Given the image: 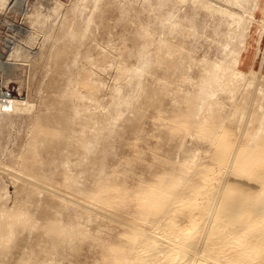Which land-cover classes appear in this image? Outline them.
I'll use <instances>...</instances> for the list:
<instances>
[{
	"label": "bare ground",
	"instance_id": "bare-ground-1",
	"mask_svg": "<svg viewBox=\"0 0 264 264\" xmlns=\"http://www.w3.org/2000/svg\"><path fill=\"white\" fill-rule=\"evenodd\" d=\"M10 1L11 0H0V7H6ZM187 1L188 0H182V2L186 3ZM15 2L19 4L23 3V0H15ZM95 2L96 5L99 6V4L102 3V0H96ZM204 2H206V0H204ZM157 3L158 6H156V8L158 9H161L164 5L167 6L163 15L161 16L162 25L169 24V26L165 25V27L167 28L168 26L169 29L173 26L178 27L181 22L183 24L184 22L182 20L186 22L188 21L189 25L191 24L195 27V29L193 27V32L196 30L197 26H200V30L195 32L196 37L198 34L199 36L201 34L203 35L202 29H204V24H210L207 21H210V19L207 18L209 16L213 18L214 16V14L205 12L206 14L202 16L203 18L200 17L202 19L201 23V20H198V14H201L197 11L199 6L198 4L194 3L191 5V7H195L190 8L194 12H192L193 15L189 16L187 14L181 15L179 13L180 9L177 0H159ZM210 4H213V0L210 1ZM42 5L43 4H41L38 9L36 7L32 13H29L26 16L29 24L31 23L32 25L31 28L35 30L37 29L36 27H42L47 22V18L40 12V10H43ZM227 5L231 7L233 11L226 16H222V19H220L219 22H226V25H229V27L227 26L228 28H225L224 25L225 30L223 31V24H220L217 21L220 25L217 23L219 26H216L215 29L216 33L222 31L217 33L223 39L221 41L218 40V42H221L219 43V56L217 55L218 58L216 59H211L208 55H206V53L203 54V58L200 57L201 59L197 60L196 56H194L195 54L192 55L194 58L191 61H194L195 64L197 63V65L201 64L202 69L200 68L201 71L199 72L197 78L189 75L187 76V74H185L183 77L181 76L182 79L184 78L183 81L189 83V88L186 89L185 96H182L179 99L180 102L183 100L185 104H182L181 102L180 106L172 111L173 115H171L172 117L170 116L171 119L169 120L171 121V124L163 125L165 132H168L167 143L171 147V150L165 152L164 154L158 153V155L154 156L156 162L153 163H156V165L151 163L149 167H146L144 170L136 171L133 169H127L126 167L124 168L125 165H122V161L124 162V160L122 159L120 160L121 163H118L119 165L121 164L120 166L118 165L115 168L112 167L113 170L111 172H107V170L110 169H107V157L111 148L109 149L106 147L107 145L105 144V141H103L104 136L102 137L101 134H103L102 132H105V130H107L106 132H109L110 135H112L111 133H116L115 131L117 127L116 125L118 123L117 121L123 119V117L121 119H119V117L125 115V111L131 107V103L133 102L132 98L130 99L132 95H130V92L129 95L127 93L128 96L124 99L121 98L120 100H117L115 99L116 97L114 98L117 100V102L115 101L113 106L114 116L111 113V121L113 124L115 122L116 125H113L110 122V124L105 126V130L101 132L97 130L99 129L98 126V128L91 127L90 129V125H88L89 130L96 129L101 137L97 135L98 133L96 132L97 134L94 133L96 136L92 133L95 137L92 135L93 137L91 136L90 138L86 139L84 137L85 135L83 136V133L85 134V132H87V130L84 129L88 128V122L85 123L87 128H84L83 126V123L86 120L82 122L81 126H83V129L81 130V137L79 138L78 142L76 141L78 144V151L76 150L75 152L74 150L73 152V155L75 154L73 156L74 159L77 157L75 161H72L69 158L68 153H71V151L64 152L66 150H63L64 145L66 146L67 139L65 131L56 125L55 128L54 126H51L54 124V122L51 124V118L49 116H36V127L34 126L35 132L33 131V133H35V138H33L45 148L38 149V152L40 151L39 156L43 150L49 149L50 154L49 152L47 153L45 151L41 155L46 153V158H49V160L45 163H50L48 165H52V167H58L56 170L58 169V174L60 175H58L56 172L53 174L58 175L61 184V188L56 185L58 187L57 189L60 190L59 193L61 199L59 198V203L55 204L52 201L57 192L55 195L48 194L45 198L46 209L41 215L47 219L49 223L47 230L54 235L48 237V244H46L47 247L43 251L49 253L52 252L54 254L60 251V254H62L63 257L65 256L64 262L70 261L69 264H264V75L257 74L256 76L250 77L248 73L242 71L239 68L243 52L246 51L248 47L247 37L250 28V22L251 20H257L254 14L257 6V0H227ZM62 9L63 4L56 0V5L52 9L53 14L56 15L60 13ZM245 14L249 19H246ZM203 19L206 20L207 23H203ZM229 22L231 24H228ZM202 26L203 28L201 29ZM213 26L211 28L209 25L211 30L213 29ZM221 26L222 29L219 30V27L221 28ZM16 28H18L19 32L21 33H29L24 42H19V45H30V41L33 42L32 39H34L33 36L35 34H32L34 30L32 29L33 31H30V28L27 26ZM208 29H206V32ZM211 30H209L210 33L214 31V29L212 31ZM15 32H17V30ZM67 32V42L80 43L78 41L81 39L77 40L78 34L73 29H69ZM200 32L202 33L200 34ZM163 33L164 32L162 29V34ZM217 34L214 35L216 36ZM202 35L200 37H202ZM143 37L145 38L147 48H149H146L145 50L140 49L138 53L139 58H137L140 59V63L138 62V67L135 66V69L127 68L129 71L131 70L130 72H132V74L134 73L136 75L137 73L140 74L144 72L147 69L146 67H150L153 60L162 59V51H168L169 54V52L171 53L170 50L173 51L174 47H176L174 44H170L169 41V43H167L166 39V41H164V38L157 41V37L155 39L153 33L150 34L148 31L143 33ZM53 43L55 44V42ZM15 44L17 45V43ZM16 45L15 51L10 53V55L8 54L9 56H4L3 53H0V70L6 74L12 73V70L18 64L16 61L19 57L21 59L30 58L31 47L26 46L27 48L25 47V51L24 47H17ZM70 45L73 46V44ZM153 45H157V49L155 48L156 50L151 49V46ZM178 46L179 45H177L175 48V52L177 51L178 53L182 54L184 48ZM70 47H67V54L72 51L75 55V62L78 59L79 52H82V50L80 49L81 51H79V49H76V47L73 46L71 47L72 50L70 51L68 50V48L71 49ZM13 48L14 45L11 49ZM27 49L29 51H27ZM59 50L57 51L58 54L55 57L57 60V67H61V65L66 64L67 68L71 69V63H67L63 55L64 53H61L65 50L61 52ZM118 50L121 51V49ZM192 50H195V47L193 48L192 46V49H189V52H185L187 54L190 53L191 55L195 52L193 51L192 53ZM186 53L183 54L187 56ZM102 55L104 61V54ZM52 56L55 55L53 54ZM192 56L190 58H192ZM98 58L100 59L101 57L99 56ZM98 58L97 60H99ZM174 59H176V56ZM100 60L99 62H101ZM74 62L73 64L75 65ZM84 71L85 69L83 70V74L85 76L83 75L82 77V82L84 83L83 85L91 88L94 87L96 80L92 79L93 76L92 78L90 77L92 73H90L88 70H86L85 73ZM148 72H150V70ZM122 73L124 74V72ZM50 82H52V80ZM53 83H55V81ZM187 83L185 84L188 85ZM134 84V90H136V87L144 85L141 84V79L137 80V83ZM54 85L52 84L50 86ZM168 85L170 84L168 83ZM168 85L166 86L168 87ZM242 86H245V88H243L241 92V101L245 100L251 95V92L245 93V90L247 89L254 90L255 93L261 95L262 97L258 103V111H261V113L254 114L255 117H244L238 122V124H240L243 121H248L249 127L246 129H243L242 125L235 127L237 122L232 124L231 121L233 118L231 114L234 112V115H238L241 112L239 110L244 108V106H241V103L237 102V97L241 90L239 88ZM141 88L139 89L141 90ZM133 89L128 88V91H133ZM147 91L148 90H144L145 96L146 93H148ZM13 92L15 93L16 91ZM70 92H72V90ZM76 93H78V90ZM123 94L121 93V95ZM139 95L140 93L138 96ZM78 96H80V94ZM114 96H117L116 92ZM226 102H228V105H226ZM181 105L184 106L182 107ZM30 108H32L30 101L20 99L17 93H8L4 89L0 88V124L4 123V126L9 125L10 127L14 117L20 116L21 113L29 112ZM78 109L80 110V107ZM78 109L74 110V115L72 114L71 116L69 115L70 117L68 116L67 119L71 121L70 123H74L76 117L80 115L81 111L83 110L82 109L81 111H78ZM135 110L138 113L137 109ZM37 111L39 112V110ZM28 114L31 115L30 113ZM166 115L163 112L162 116L165 117ZM52 116L55 117L56 115ZM27 118H29V116L26 117V119ZM107 119L108 122L105 120V123H109V117ZM90 120L92 119L90 118ZM123 121H125V119H123ZM164 121L167 122L168 119H165ZM255 121L258 124V129L254 130ZM166 122L164 123L166 124ZM78 125V128L81 129L80 123ZM83 130L85 132H83ZM109 133H107L108 136H110ZM195 133L199 135V138L205 146L193 148L191 155L184 159L181 156L180 148L184 146L185 138L188 135L194 136ZM79 134L80 132L78 135H76L79 137ZM89 134L90 132L88 135ZM104 134L106 135V133ZM38 142H34L35 144L32 145L33 147L31 146L32 149L34 148L33 151H31V149L29 150L30 147L28 148L31 153H34V151L40 146ZM110 147L114 149L111 144ZM71 148H73V146ZM29 151L25 153H30ZM111 151L114 152V150ZM10 152L9 154L11 155ZM38 152L36 151V157H38ZM189 152L190 149L188 150V153ZM2 154L4 156V151ZM14 154L12 152L13 157L10 159L14 158ZM30 154H28V156ZM47 154H49V157H47ZM62 154L63 157L61 158L60 155ZM15 156L17 157V155ZM32 156H34V154ZM23 157L24 156L20 158ZM39 158L35 159L38 160L36 163L35 161L33 162L36 165L37 163L40 164L38 167L42 173L44 170L42 167L46 168L47 164L42 166L41 163L44 161V158H42V161L41 158ZM46 158L45 160H47ZM24 159L25 158L22 160ZM25 161L23 162L25 163ZM28 161L29 159H27V162ZM23 162L21 161V167L16 168L17 166H13L15 170H18V172H14L16 181L20 179L22 180V182H18H21L19 185H21L22 188H19L22 190V194H24V196L21 195L19 197L21 194L20 192V194L16 196H18V199H21L22 197V200H25L24 202H28L30 198H32L30 193L33 195L38 191L43 192V190L40 188L49 191L47 188L48 185L51 187L54 185L52 184L53 182H49L53 177L50 178L51 176H49L48 173L53 170L55 171V168L50 170V172L47 171L48 173L43 171L42 176H40L41 173H38L40 174L39 176L38 174L36 175L35 173L37 171L35 170L36 172L34 173L33 177L36 175L37 180H33V178H30V169L34 168L35 166L30 168V164V166H28V163L24 164ZM111 162L113 161H110L109 163ZM3 163L2 165L0 164V169H4L6 166H9L7 162L6 166H3ZM34 163L31 164L34 165ZM126 163L127 161L125 164ZM38 167L34 169L38 170ZM13 168L11 169L13 170ZM41 168L43 170H41ZM46 169L49 170L51 168L49 167ZM16 181L13 180V183ZM17 185L18 184H16V186ZM19 188L16 190L20 191ZM4 190L6 193V189ZM14 198L16 199V197ZM18 199H13L15 202L12 206L6 207L5 205L4 207L1 206L0 208V251L2 252V248L5 249H3L4 251H6V249L10 247L11 243L16 242V247L14 246L13 248H19V253L17 255L13 254L11 256L9 254L10 257L7 256V258H11L10 260L12 261L14 259L16 264H32L34 261L32 260L30 262V256L35 253V251L32 250L34 252H32V255H30V241L32 239L29 241L30 237H28V235L23 238V231L21 229L28 228L30 226L33 227L32 222L34 220V213L30 212L31 209L29 206L32 205L30 202L29 203L31 205L24 207L21 205L23 201L21 200L20 203ZM43 205L45 206V204ZM36 224L37 223H35V225ZM44 236H42L44 238L43 241H41L42 244L46 242V236ZM42 237H40L39 240H42ZM84 244H86L89 255L84 259L82 257L83 253H81L77 259L75 246H78V249L80 245L83 246ZM22 249L24 250L23 252ZM7 258L3 257V260L5 259L4 261H7ZM3 260L1 258L0 262ZM45 260L48 262V260L44 258V261ZM51 262L52 261H49L47 264H51ZM39 263L40 261H37L34 264Z\"/></svg>",
	"mask_w": 264,
	"mask_h": 264
},
{
	"label": "rangeland",
	"instance_id": "rangeland-1",
	"mask_svg": "<svg viewBox=\"0 0 264 264\" xmlns=\"http://www.w3.org/2000/svg\"><path fill=\"white\" fill-rule=\"evenodd\" d=\"M58 1H60L63 4V9L60 11V13H58L56 15L53 14V12H52L53 7L56 5V0H32L31 1V2H35V3L33 4L32 10L29 13H32L36 7L38 9L40 7V5L43 4L42 5L43 10H40V12L47 18L46 19L47 22L42 27H39V28L36 27L37 28L36 30L31 28L32 25H31V23L29 24V22H28L27 25L30 26V29L34 30V31L32 30L33 31L32 34H35L33 36L34 39H32L33 42L30 41V45H26L28 47H31L30 48V58H28V59L22 58L21 59L19 57L17 60L18 62L16 61V63H18V64L12 70V73L6 74L0 70V88L4 89L8 93L9 92L13 93V94L17 93V95L20 97V99L30 101V104L32 106V108H30L31 112L29 111V112L21 113L20 114L21 117L20 116H16L17 118L14 117L13 118L14 121L12 119V125L10 127H9V125L4 126L3 125L4 123L0 124V128H1L0 129V155H1L0 156V159H1L0 164L2 165V163L5 162V163H3V166L4 165L6 166L7 164L9 165V166H6V168H4V169H0L1 170L0 171V174H1V176H0V208H1V206L4 207L5 205H6V207L12 206L15 202L14 200L18 199L17 198L18 196H16V195H19L20 192H21V194L19 195V197L21 195L24 196V194H22V190H20V188H22V186L19 185V183H21L22 180L21 179L18 180L21 182L16 181V176H15L14 172L16 173V172H18V170H15V168H13V166H15V167L17 166L16 168L21 167V165H20L21 161L23 162L26 160L25 163H28V166L31 165L30 168L33 166H35L34 168H36L40 164L37 163V165H36L35 163L38 160H35V159L39 158L40 156H41L40 157L41 161L43 160L42 158H44V161H42V163H41L42 166L44 164L45 165L50 164V163H45L46 161L49 160V158H46V153L41 155L45 151L47 153L49 152V154H50L49 149L43 150L39 156L40 151L38 152V149H45V148L38 141L34 140L35 133H33V131L35 130V127H36L35 123H36L37 117L40 115H46L47 117L49 116L51 118V124H53V122H54V124L51 126H54V128H55V125H56L58 127H61L60 129H63L65 131V135L67 137V139H66V146L67 147L64 145L63 150H66L64 152H70L71 151V153H68L69 158H70V160L75 161V159H77V157H75V159H74L73 156L75 154L73 155V152H74V150L76 152V150L78 149V144L76 143V141L78 142L79 138L81 137V133H82L81 130L83 129V126H84V128L86 127L85 123H87V122L89 123V124L87 123V127H88V125H90V129H91V127L92 128H94V127L98 128L99 127V129H97L99 132L105 130V126H107V124H110V122L112 123L111 113L114 116V107L113 106H114L115 101L117 102V100H120L121 98H123V99L126 98L130 92V95L132 94L130 99L132 98V100H133V102L131 103V107L125 111L126 116L122 115L121 117H119V119H121L123 117V119H125V121H123V119H121L120 121H117L118 123L116 122L117 125L115 124V122H114V124L112 123L113 125L117 126L116 131H115L116 133H114V134L111 133L112 135H110L109 132H106L107 130H105V132L104 131L102 132L103 134L106 133V135L105 134L103 135L100 133L102 135V137L104 136L103 141H105V144L107 145L106 147H108L109 149L111 148V150H114V152L111 150H109L110 152L108 151L109 154L107 157V161H108L107 169H109V168L110 169L107 170V172L108 171L111 172L113 170V168L118 166L119 165L118 163H121L120 160H122V159L124 160V162L122 161V163H123L122 165L123 166L125 165L124 168L126 167L127 169L142 171L146 167H149V165L151 163L156 162L154 156L158 155V153L164 154L165 152L171 150V147L167 143L168 132H165L163 125L171 124V121H169V120L171 119L170 116L173 115L172 111H174V109L178 108V106H180L181 102H182V104L184 103L183 100L180 102L179 99L182 96L183 97L185 96L186 89L189 88V83L183 81L184 78L182 79V77L185 74H187V76L189 75V76H192L194 78L198 77L199 72L201 71L200 68L202 65L201 64L197 65V63L195 64L194 61H191L194 58V56H196L197 60H199V59L203 58V54L207 53L206 55H208L211 59L212 58L213 59L218 58L219 53H220V50H219L220 44L219 43H221L220 41L223 39L219 34H217V33H220L222 31L216 33L215 29H216V26L218 27L220 24H223L222 25L223 28H224V25H225V28L227 26L229 27V25H226V22L222 23L221 21L219 22V20L222 19V16H226V15L230 14V12L233 11V9L227 5V0H213L212 5L210 4V1H212V0H206V2H204V0H188L187 3L182 2V0H177L178 4H179L178 6L180 9L179 13L181 15H184V14H187L189 16L193 15L192 12H194V11H192L190 8L195 7V6L191 7V5L194 3L198 4L199 6H198L197 11H198V13H201V14H198V16H199L198 20L199 21L201 20V23H202L201 18H203L202 16L204 14H206V13L214 14L213 18H211V16H209L207 18V19H210L211 22L209 20H207L208 23H210V24H207V25L204 24V29H202L203 26L201 27V29L203 30L202 31L203 35L201 34L202 32H200V34L202 35V37H200L201 35L199 36V34H198L199 32L197 33L198 36L196 37L195 32L200 30V28H199L200 26H197L196 30L193 32L195 27H194V25L193 26L191 24L189 25L188 21L186 22V21L182 20L184 22L183 24L181 22V24L178 27L173 26L172 28H169V29H168L169 24H165V25H168L167 28L165 27V25H162L161 16L163 15L164 10L167 8V6L164 5V6H162L161 9L156 8V6H158L157 4L159 3V2L157 3V1H159V0H107V1L102 0V3H100L101 5L99 4L100 7L98 5H96V2H95L96 0H84V1L81 0L83 2H81L80 0H58ZM187 4H189V5H187ZM95 8H97V9H95ZM4 9H5L4 7H0V12H4ZM176 12H177V10H176ZM254 14H255V17L257 18V20L256 21L251 20V22H250V25H249L250 28H249L248 37H247L248 47H247V50L243 52L241 63L239 65V68L242 71L248 73L250 77L256 76L257 74L258 75H264V73H262V71L264 69V31H263L264 23H262V22H264L263 21L264 20V0H257V6H256ZM245 17H246V19H249L247 15ZM88 21H90V22H88ZM207 21L204 20L203 23H205V22L207 23ZM213 22H215V23H213ZM217 23L219 25H217ZM63 24H64V26H63ZM214 24H216V25H214ZM228 24H231V23L229 22ZM184 25H185V27H184ZM209 25L211 28L213 25L215 26V28L213 26L214 31H212L213 29L212 30L210 29ZM163 26L166 29H164ZM222 26H221V28L219 27V30L222 29ZM193 27H194V29H193ZM14 28H16V27H14ZM205 28L206 29L209 28L207 30V32H206ZM225 28L222 30L224 31ZM69 29H73L78 34L77 40L81 39L82 42H81V40L78 41L80 43L76 42L77 44L67 42L66 41V38L68 39V35H67L68 32L67 31H69ZM162 29L164 32L163 34H162ZM13 30H14V36L16 38H15V41L13 42L12 45H11V43H6V41H2L0 39V53L1 54L3 53L4 56H9L10 53L15 51V48H16L15 43H17V45H16L17 47L21 46V47H24V49L26 47L25 45H19V42H24L26 37H28L29 33H23V32L21 33V32H19L18 28L13 29ZM16 30H17V32H15ZM158 30H159V32H158ZM160 30H161V32H160ZM209 30H211L212 32H215V33H212V32L210 33ZM145 31H148L150 34L153 33V35L155 36L154 38L156 39V37H157V41L162 40L164 38L163 40L164 41L167 40V43L170 42V44H172V45L174 44L176 47H177V45L183 47L184 48L183 53H186L187 51L189 52V49L191 50L192 46H193V48L195 47V50H192V53H193V51H195V52L191 55H190V53H188V54L186 53L187 56H185V54H183V53L181 54V53H178L177 51L175 52L176 47H174L173 51L170 50L171 53L169 52V54H168V51H166L167 50L166 49L165 50L166 52L162 51V59L153 60L150 67H146L148 70L146 69L144 72H142L140 74L137 73V75L134 73L132 74V72H130L131 70L129 71L128 69H133L135 66L138 67V65L140 63L139 62L140 59H137V58H139L138 53H139L140 49L145 50L147 48L145 38L143 37V33ZM186 31H187V33H186ZM170 32H173V33H170ZM211 34H212V37H211ZM214 34H217L216 36H219V37H216ZM161 35H163V36H161ZM60 36H62L63 38ZM189 36H191V37H189ZM58 37H59V39H58ZM198 37H200V38H198ZM218 40H220V41L218 42ZM56 41H58V42H56ZM53 42H55V44ZM56 43H57V45H56ZM208 43H210V44H208ZM70 44H73V46L76 47V49H79V51L82 50V52H79L78 59L75 62H74L75 55L71 51L72 50L71 47H73V46ZM13 45H14V48L11 49L13 47ZM199 45H200V47H199ZM67 47L71 48V49L68 48V50L71 51V52L68 51V52H70L68 54H67ZM123 47H125V48H123ZM156 47H157V45H153V46H151V49H155ZM10 49H11V51H10ZM118 49H121V51ZM186 49H188V50H186ZM58 50L60 52L63 50L66 51V52L63 51L61 53H64L63 55L65 58V61L69 64L71 63L70 64L72 67L71 69L67 68L66 64L61 65V67H57V65H56L57 60L55 57L58 54V52H57ZM83 50H84V52H83ZM25 51H26V49H25ZM27 51H29V50L27 49ZM152 51H154V50H152ZM53 54L55 56H52ZM102 54H104V57H105L104 61H103L104 58H102L103 57ZM188 55H189V57H188ZM192 55H194V56H192ZM99 56L101 57L100 58L101 60L98 58ZM175 56H176V59H174ZM191 56H192V58H190ZM172 57H174V58H172ZM90 58H92V59H90ZM97 58L101 62H99V60H97ZM88 59H90V60H88ZM95 59H96V62H95ZM169 60H171V61H169ZM183 60H184V63H183ZM73 62L75 63V65L73 64ZM97 62H99V63H97ZM91 64H94V65H91ZM180 64H182L183 66ZM124 66H126V67H124ZM87 67H88V69H87ZM58 68H60V69H58ZM122 68H123V70H122ZM125 68H126V70H125ZM154 68H155V70H154ZM75 69H76V71H75ZM80 69H82V70H80ZM84 69H85L84 73L86 72V70H88L90 73H92V75L89 73L91 75L90 77L92 78V76H93L92 79L96 80L95 86L92 88L83 85L84 83L82 82L83 81L82 77L84 75L83 74ZM69 70L70 71L72 70V71L70 72ZM149 70H150V72H148ZM154 71H156V72H154ZM122 72H124V74ZM120 74H123V75H120ZM127 74H128V76H127ZM134 75H135V77H134ZM165 77L167 78V81H166ZM77 79H79V80H77ZM139 79H141V84H144V85H140V87H136L135 88L136 90H134L133 88L135 86H133V85H135L134 83H137V80H139ZM180 79H181V81H180ZM51 80H52V82H50ZM53 80L55 81V83H53L54 82ZM73 80H75V81H73ZM168 83L170 85H168ZM185 83H187L188 85H186ZM52 84L53 85L56 84V85L50 86ZM146 85H149V86H146ZM166 85H168V87ZM70 87L71 88L73 87V88L71 89ZM74 87H75V90H74ZM120 88H121V90H120ZM128 88L133 89V91L132 90L128 91ZM139 88H141V90ZM179 88H181V89H179ZM243 88H245V86H242L239 88L241 90H240V93L237 97V102L241 103L242 104L241 106H244V108L239 110L241 112L238 115H236V114L234 115V112H233L231 114L233 117L231 121H232V124L237 122V125H235V127L238 125H242V128L246 129L249 127L248 121H243L240 124H238V122L241 121L244 117H248V118L255 117L254 114H260L261 113V111H258V103L262 99V97H261V95L255 93L254 90L247 89V90H245V93L251 92V95L249 97H247L245 100L241 101L240 96L242 95L241 92H242ZM122 89H123V91H122ZM71 90H72V92H70ZM77 90H78V93H76ZM144 90H148L147 91L148 93H146V96L144 94ZM13 91H16V92L14 93ZM119 91H120V93H119ZM115 92H116L117 96H114ZM142 92H143V94H142ZM62 93H63L64 97L62 96ZM73 93H75V94H73ZM121 93L122 94L124 93V94L121 95ZM127 93H128V95H127ZM139 93H140V95L138 96ZM53 94L56 96H54ZM66 94H67V96H66ZM68 94L71 96H69ZM79 94H80V96H78ZM118 95H121V96H118ZM142 95H144V96H142ZM55 98H56V100H55ZM114 98L117 100H115ZM137 101H138V103H137ZM78 104H80V105H78ZM83 104H84V106H83ZM226 105H228V102H226ZM132 106H133V108H132ZM181 106L183 107L184 105H181ZM57 107H59V108H57ZM79 107H80V110L78 109ZM135 107H137V108H135ZM75 109H78V111H81L82 109L83 110L81 111V114L76 117L75 122L70 123L71 121H69L67 118L69 115L71 116L73 113H75L74 112ZM135 109H137L138 113L136 112ZM159 109H160V111H159ZM37 110H39V112ZM48 110H50V111H48ZM111 111H113V112H111ZM131 111L132 112L134 111L135 113L134 112L132 113ZM163 112L165 115L167 114L166 115L167 117L162 116ZM28 113H30L31 115H29ZM36 113H38V114H36ZM62 114H64V115H62ZM132 114L133 115L135 114V115L133 116ZM52 115H56V116L53 117ZM28 116H29V118L26 119V117H28ZM108 117H109L110 121H109V123H105V120H106V122H108V119H107ZM90 118L92 120H90ZM17 119H18V121H17ZM78 119H79V122H78ZM165 119H168V121L167 122L164 121ZM22 120H23V122H22ZM84 120H86V121L84 122ZM89 120H90V122H89ZM13 122H15V123H13ZM82 122H84L83 126H81ZM99 122H101V123H99ZM103 122L105 123V125ZM133 122H134V124H133ZM164 122H166V124ZM77 123L78 124L80 123L81 129L78 128L79 125ZM98 123L100 124V126ZM126 124H128V125H126ZM93 125H96V126H93ZM101 125H102V127H101ZM134 125H135V127H134ZM3 126H4V128H3ZM122 126H123V128H122ZM130 126H133V127H130ZM132 128H133L134 132H133ZM135 128H136V131H135ZM4 129H5V131H4ZM255 129H258V124L256 123V121L254 123V130ZM84 130H87V132H85ZM84 130H83V132H85V134L83 133V136L85 135L84 137L86 139L90 138L94 133L95 134L98 133L97 135H99V132L96 129H93L94 130L93 131V130H89V127H88L87 129H84ZM123 130H125V131H123ZM29 132H31V133H29ZM79 132H80V134H79L80 136L78 137L77 135ZM89 132H90V134L88 135ZM107 133H109L110 136H108ZM101 135H99V136L101 137ZM69 137H72L74 139L69 138ZM16 139H18V140H16ZM69 139H72V140H69ZM34 142H38L40 146L37 149L35 148L36 150L34 151V153L32 152L34 154V156H32L33 154L29 150L30 149H31V151L34 150V148L32 149V147H33L32 145L35 144ZM70 142H71V144H70ZM114 142H115V144H114ZM184 142H185L184 146L182 148H180L181 156L184 159L191 155L193 148H200V147L205 146L203 144V142L201 141V139L199 138V135L197 133H195L194 136L188 135L185 138ZM110 144L114 147V149L112 147H110ZM68 145L70 146V148ZM72 146H73V148H71ZM28 148H29V150H28ZM68 149H69V151H68ZM189 149H190V152L188 153ZM5 150H7V151H5ZM3 151H4V156L2 154ZM27 151H29L32 155L30 153H25ZM36 151L38 152L37 153L38 157H36ZM9 152L11 153V155L9 154ZM12 152H13V154L15 152L14 158L10 159L11 157H13ZM26 154H27V156H26ZM28 154H30V155L28 156ZM49 154H47V157H49ZM15 155H17V157ZM22 156H24L23 157V158H25L24 160H22L23 158H20ZM60 157L62 158L63 154L60 155ZM26 158L29 159L28 162H27ZM45 158L47 160H45ZM30 159L32 162L30 161ZM16 160H17V162H16ZM33 161H35V163ZM110 161H113V162L109 163ZM126 161H127V163L125 164ZM6 162H7V164H6ZM31 163H34V165ZM14 164H16V165H14ZM153 164L156 165V163H153ZM47 165H46V168L50 167L51 169L47 170L46 168L41 166L44 169L43 170L41 168V170H43L45 172H47V171L50 172V170L55 168V171L53 170L50 173L47 172L49 174V176H51L50 178L53 177L52 180H50L49 182H53L52 184H54V185L51 184L52 187L48 185L47 188L49 189V191H47L46 189L40 188L43 190V192L38 191L37 193L39 195L37 193H36L37 195L36 194L32 195V193H30L32 198H30V200L28 202H24L25 200L23 201L22 197H21V199L20 198L18 199L20 201V203H21V200L24 202V203L23 202L21 203V205L24 207L29 206L31 204H32L31 205L32 207L35 206L34 208L29 206V208L32 210V211L30 210V212L34 213V217H33L34 220L32 219L33 220V222H32L33 227L30 226L28 228H22L21 229L23 231V232L21 231L23 233L22 237L24 238L25 236L28 235V237H30L29 241L32 239L30 241L31 242L30 243V252H31L30 255H32V252L35 251V253H33V255L30 256V258H31L30 262L32 260L34 261V262H32V264H34L37 261H40L39 264H44V263L47 264L49 261H52L51 264H69L70 261L64 262L65 256L63 257V255L60 254L61 253L60 251H58L59 253L57 252L56 254H54L52 252L49 253V252L43 251L47 247L46 244H48L47 243L48 237H51L54 235L47 230L49 223H48L47 219H45L41 215L44 212V210L46 209V203H45L46 202L45 201L46 195H48V194L55 195V193L57 192L56 193L57 196L55 195L53 197V200H52L55 204L59 203L60 199H61L60 193H59L60 190L57 189L58 188L57 186H59V188H61L60 187L61 184H60V180H59L60 178H58V175H60V174H58L59 173L58 169L56 170V168H58V167H55V166L52 167V165H50V166L49 165L47 166ZM71 167H72V165H71ZM11 168H13V170ZM34 168L30 169V174H31L30 178L31 179L33 178V180L36 179V177H37L36 175L38 173H41L39 167H38V170L34 169ZM6 171H8L9 174ZM38 171H40V172H38ZM43 171H42V173H43ZM55 172L58 175L53 174ZM34 173L36 175L33 177ZM42 173H41V175L38 174V176L39 175L42 176L43 175ZM6 174H8V175H6ZM57 178H58V180H57ZM10 179H12V180H10ZM13 180H15L16 182L13 183ZM16 184H18V185L16 186ZM14 185H15V187H14ZM30 186H33V185H30ZM17 188H19L20 191L16 190ZM4 189H6V191H7L6 193H5ZM13 196L16 197V199ZM39 198H40V200H39ZM32 200H34V201H32ZM43 204H45V206ZM35 223H37V224L35 225ZM36 229H37V231H36ZM41 231H42V233H41ZM41 235L46 236V237L44 236L46 242L43 244L41 241H43L44 238ZM37 237H38V240H37ZM40 237H42V240L41 239L39 240ZM15 244H16V242L11 243L10 247H8V249H6V251H4L5 250L4 248L1 249L2 252L0 251V256H2V255L3 256L0 257V260H1V258L3 260V257L7 258V256H9V254L11 256L13 254L17 255L19 253V248H17L18 250L13 248L14 246L16 247ZM83 246H85V247H83ZM83 246L80 245V247L78 249H77L78 246H75V249H76L75 253H76L77 259L81 255V253H83L82 257L84 259L87 258L89 255L88 249L86 248V244H84ZM32 250H34V251H32ZM8 251H10V252H8ZM23 251L24 250L22 249V252ZM20 252H21V250H20ZM40 252H41V255H40ZM69 253H70V251H69ZM44 258L47 259L48 262L46 260L44 261ZM10 259L7 258L6 259L7 261H4L5 260L4 259L1 262L3 264H16V262H14V259H13V261ZM34 259H36L37 261Z\"/></svg>",
	"mask_w": 264,
	"mask_h": 264
},
{
	"label": "built area",
	"instance_id": "built-area-1",
	"mask_svg": "<svg viewBox=\"0 0 264 264\" xmlns=\"http://www.w3.org/2000/svg\"><path fill=\"white\" fill-rule=\"evenodd\" d=\"M32 0H23V3L17 4L15 0H11L10 3L4 7V12H0V39L11 43L15 41L13 26L25 27L28 24L26 16L32 10V6L35 2ZM2 10V9H1ZM29 28L30 26L27 25ZM32 31V29H30Z\"/></svg>",
	"mask_w": 264,
	"mask_h": 264
},
{
	"label": "crops",
	"instance_id": "crops-1",
	"mask_svg": "<svg viewBox=\"0 0 264 264\" xmlns=\"http://www.w3.org/2000/svg\"><path fill=\"white\" fill-rule=\"evenodd\" d=\"M262 73H264V69H263Z\"/></svg>",
	"mask_w": 264,
	"mask_h": 264
}]
</instances>
